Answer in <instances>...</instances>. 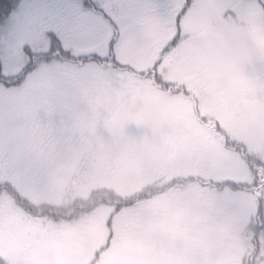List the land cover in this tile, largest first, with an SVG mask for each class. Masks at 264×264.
<instances>
[{
	"label": "flooded vegetation",
	"instance_id": "flooded-vegetation-1",
	"mask_svg": "<svg viewBox=\"0 0 264 264\" xmlns=\"http://www.w3.org/2000/svg\"><path fill=\"white\" fill-rule=\"evenodd\" d=\"M204 1L206 0H195L197 3ZM124 2L136 5L134 0ZM188 3H193V0H147L146 4L152 11V16L145 20L147 31L150 26L157 24V28H163L160 33H170L175 13ZM116 32L120 34V30ZM59 62L64 61H58L49 70ZM86 68L89 75L76 95L77 98L46 102L31 100L28 103L29 97L11 111L13 115L9 120L0 121L1 178L4 184L7 182L18 191L21 199H26L24 206L21 200H12L15 195L13 193L6 192L0 196V241L6 240L3 232H10V249L26 252L25 257L29 258V264H39L40 260L45 261V264H90V259H95L97 255L107 257L108 264H115V257L118 258V264H124L125 259H128L129 264L132 252L135 254L131 264H153V261L146 258L140 260L141 255L146 256L148 253L145 249V243H149L147 234L156 224L149 225L144 217H147L148 210L156 213L162 210V217L165 218L169 211H174L179 205L177 200L171 201L173 196L162 194L158 197L160 201H152L153 203L138 199L116 223L109 224L112 218L108 217L105 225L100 227L96 223L97 210L111 208L109 202L99 209L95 204L94 207L84 210L83 216H80L81 211L73 206L96 188L115 187L114 181L119 185H126L132 192H138L154 175L160 173V177L169 179L172 172L169 164L173 165L181 160L183 146L187 145L189 136L193 139L196 134L191 131L190 125L179 124L182 131L179 135L178 126L168 127L167 130L159 126L155 137L144 141L148 144L146 149H141L140 145L136 146V138L131 144H127L130 131H133L135 126L142 125V120L138 119V112L135 111L140 105V99L131 89L128 75L113 67L93 65ZM86 81L89 82V92L94 100H106L107 97L109 99L104 109V114H110L107 124L102 120L103 114L98 116L100 106H95L92 114L83 105V91L87 90L84 87ZM33 88L28 92L29 96ZM162 100L159 95L150 105L156 104V109H161ZM112 111L114 116L128 119L117 132L113 131V127H109L112 123ZM153 111L144 110L146 120L154 121ZM184 133L181 144L178 138ZM86 152H90L91 157L84 163ZM124 154L130 157L135 165L143 164L146 170L137 175H127L122 171L126 179L114 174ZM60 155L68 156L59 157L52 162L51 167L46 165L48 159ZM60 167L64 168V172L59 171ZM128 192L127 189L125 193ZM105 193L109 195L108 189ZM70 198L76 199L77 202L66 209L61 208L71 201ZM139 210L142 213L146 210V213L140 214ZM81 221L84 227L78 226ZM181 225V247L173 250L177 252L179 263L191 264L189 261L196 253L197 245L190 248L187 242L191 241L189 235L197 231L192 228L196 224L188 221ZM157 227L160 228L158 234L162 245L175 244L171 241L170 238L173 237L167 228L163 229L161 223H157ZM207 228L210 230L209 225ZM220 229L221 224L216 226L215 233ZM98 230H104L99 233V237ZM125 236L124 244L118 245L121 250L115 256V253L111 252L114 250L112 242L114 239L121 241ZM96 243L101 244L102 248H98ZM217 244L225 243L218 240ZM54 249L57 250L56 263L52 257ZM236 258L233 257L234 260ZM230 260L231 257L227 256L224 258V264H229Z\"/></svg>",
	"mask_w": 264,
	"mask_h": 264
},
{
	"label": "rangeland",
	"instance_id": "rangeland-1",
	"mask_svg": "<svg viewBox=\"0 0 264 264\" xmlns=\"http://www.w3.org/2000/svg\"><path fill=\"white\" fill-rule=\"evenodd\" d=\"M221 1L222 3L220 4ZM227 1L228 0H208L205 4L206 7L209 8L208 15H212L214 10L216 11L215 15H217L222 7L225 8V5H227L225 3ZM230 1H233L235 4L241 6L240 9L242 14L247 17L243 19L247 20V25L253 26L254 30L252 27H245L244 29L241 26H237L236 24L233 27V36H227V38L231 41L221 42L218 38L220 32H215V29H213V31L209 30L212 27L218 28L220 26V23L233 24L235 21L229 20L227 18L213 19L209 21L207 18H202L201 29L200 26L199 29L197 26V28L193 27L192 29H189L188 32H179V34H177L176 26L175 33H172L166 38L152 36L150 39L151 42L149 43L150 46L145 50L143 48H140L141 40L133 39L132 41L135 44H138V49L130 48V50L128 49L126 51H123L121 54H119L121 50H116L114 53L118 54V62L122 64H129L141 69L147 68L146 64L158 65L159 69L165 72L168 79L176 82L174 86L180 88H177V93L173 94V99L177 101H172V103L183 105L184 99L186 100L188 107L184 106V108L187 112V117L182 118V122L184 125L190 123L191 128L193 127L191 131L194 133L196 132V135H194L193 139L191 138V136H189L186 145L187 153L185 152L186 154H184L183 156H190L194 149V145L200 144V142L203 143V146L208 147L205 145L206 142L204 141V139H202L203 135L197 132L199 130L194 126L201 125L205 134L208 136V141L210 144L208 149L203 150L202 152L204 153L206 159L211 155V160L205 161V167L198 169L192 167L189 168V170H185L184 174L179 175L180 177L185 178V175H187V178L189 179L185 184V188H183L184 190L176 188L178 194L184 195L183 197L177 195V197H179V199L189 207L191 206L192 199L194 198V205L198 207L197 210H199V216H197V218L201 219V214L206 213L205 211L208 210H213L215 213L219 214L221 219V229L218 231V234H220V236L228 234V226L225 223H229L230 226L235 229L234 238L236 239L238 245L241 237L239 231L240 227L238 226V224L246 222V224H249L252 223V221L264 218V199L260 200L258 198L259 195L264 197V193H262L260 189H256L255 185V192H253L254 190H239L228 182H219L223 181L224 179H234L236 181L253 183L256 178V172H254L253 174L250 167V164H252V159L253 162H255L256 160L261 164H264V4L261 0ZM34 2H37V0H24L19 8L14 11L15 13L13 12L14 15L11 16L10 20L0 26V34L7 35L9 30L12 28L18 14ZM38 2L43 3L44 0H38ZM146 2V0H137V3L142 6ZM234 11L235 9L226 10L227 16L230 17V15ZM149 13L150 12L146 10L145 7H143L142 11H140V13L136 15L134 24L136 22H139V24L142 23L141 27H143V25L145 24L144 18H146ZM194 13V10H190V14L188 17L192 18L194 16ZM190 18L186 20L188 26L190 21H193L195 24L197 23L195 20H191ZM41 27L42 25L37 22V24L35 25V30H26L21 32L18 39L13 41L15 45L14 51L9 50L7 41L0 42V57L4 60L3 69L5 74L11 75L23 70L24 66L22 63L25 62L24 60L26 56L24 50L23 52L20 51L19 46L21 43H23V45L30 44L34 47V49L38 50V52H34L35 56H39L38 53H41V51L45 52V49L48 46L49 39L48 36L41 34ZM190 31L192 33H203L207 36H213V39L217 45L216 48H211L214 47V41L212 39L205 37L211 47L208 45V42L206 40L199 39L194 43V56L192 58V35ZM258 33L262 35H258ZM110 34L111 33H106L105 35H102L96 43L91 45V47H93L95 50L96 48L98 50H102V48L104 47H107V49H109L107 40L108 35ZM174 36L175 39H173ZM250 38L255 39V47L253 46V48L248 50L244 49L243 51L244 54L246 53L248 55V58H245L243 60H248V62L242 61L240 64L241 66L235 65L234 67L236 69L232 68L234 72L230 67H228V64L225 63L222 66L224 71L226 72L225 74H228L229 69H231L232 71L226 76L220 75V77L223 78V81L221 83H215V75L213 76L214 82L212 81L210 77L211 70L209 68L205 69L197 67V65H207L208 62L212 60L211 56L213 54V59L216 63L215 67L219 68V66L222 64V61L225 60V57L227 55V53H224L225 47H229L228 49H230L232 53H237V44H240V42H242V46H247V40ZM121 39L122 38L118 39L119 42L116 44L117 49H119ZM122 41L124 42L123 39ZM258 46H262V54L261 50L257 51L256 47ZM100 53L106 54V52L104 51H100ZM240 57L241 58L239 59L243 58L242 55H240ZM251 59L253 60L251 61ZM255 59H259L257 65H255L254 63ZM36 60L37 66L35 67V69H37L40 63L48 61L47 59L39 60L38 58H36ZM65 63L69 66L73 65H71L70 62ZM83 66L87 67L92 65L87 64ZM44 67L51 68L48 65H45ZM44 73H46V71H43L41 74L29 77L19 86H13L10 88H6L4 86L0 87V116L1 114H4L6 112L5 105H2L5 102L8 103L9 107L11 104L10 102L14 100V105L15 107H17L20 102L25 101L29 97L30 98L27 100L28 103L33 100L32 95L29 96L28 92L40 81ZM25 74H27V71ZM237 74L239 77H237ZM242 76H245L246 79L242 80ZM191 80L192 84L190 86H187L190 84ZM248 80L253 81H251L250 83H246ZM242 82L245 84H243ZM144 85L145 84L142 82H136L134 87L137 86L139 88H142ZM181 85L190 88L193 86L196 87L193 90L187 91V88ZM84 87H86L87 90L83 91V105L92 114V110L95 108V106H100L101 108L98 116H101L103 114L102 117L104 118H102V120L104 124H107L110 114H104V109H106V106L109 103L108 97L106 98V100H94L89 92L91 87L89 86L88 81L85 82ZM149 92H151V90L146 89L144 95L148 94ZM85 95H90V97H85ZM143 96L141 97L142 102ZM179 100H183V103ZM224 101L225 104H223ZM147 105L148 103H146V106ZM221 106H223V108ZM251 107L253 108L252 111L250 110ZM80 110L81 112L83 111L81 108ZM142 110L144 113V106L142 107ZM173 110L174 112H176L175 107H173ZM212 110H214V113L212 112ZM180 112H182V110H180ZM214 118L219 119L226 132L221 131L215 126V124H213L211 120ZM190 121H193L194 124H192ZM149 123H147L146 125H148ZM142 126L143 132L141 130H138L140 134L144 133L143 120ZM188 134L192 135L191 133ZM237 141L241 142L245 146V148L250 152V156L252 157V159L245 156L243 152L235 149L232 146L234 145V142ZM63 156L66 157L68 155L52 157L51 159H48L46 161V165L48 167H51L53 161ZM22 162L24 163V160H22ZM130 167L135 171L136 167L132 165H130ZM59 171L64 172V168L60 167ZM258 173L261 174L262 170H258ZM185 178L178 179V181L182 182L185 180ZM205 187L211 190H208ZM238 191L242 192L238 194ZM242 195L252 200L250 204L246 203V200L242 198ZM218 196L222 198L220 199L218 198ZM72 199L73 198H70V200ZM153 201L159 202L160 200L156 199ZM225 201H228L230 204ZM233 205L238 206L241 210V213H247L254 210L255 211L252 215L243 213L239 220L235 219L233 217V214H231V216L228 215L224 218V212L220 209L222 208L224 210L226 208H230ZM218 207L221 208L219 209ZM176 210L177 208H174V213ZM96 214H98V212ZM78 226L84 227L83 222H79ZM6 243H9L7 239ZM16 253H18L15 255L16 261H22L19 264H29V258L26 259L25 257L26 252H24L23 250H17Z\"/></svg>",
	"mask_w": 264,
	"mask_h": 264
},
{
	"label": "trees",
	"instance_id": "trees-1",
	"mask_svg": "<svg viewBox=\"0 0 264 264\" xmlns=\"http://www.w3.org/2000/svg\"><path fill=\"white\" fill-rule=\"evenodd\" d=\"M24 0H0V26L2 24L7 23L11 16L14 15V11H16L19 6L21 5V3ZM262 3L264 4V0H261ZM14 12V13H13ZM181 13V19L184 17L185 15V10L183 11H179ZM204 18V16L202 17ZM8 19V20H7ZM181 25V30L180 33L182 31L183 28V24L180 22ZM176 26V23H175ZM157 24L156 25H152L149 27V30L147 31V29H144V32L142 35L139 34H135V37L137 40H141L140 41V48H143L144 50L149 48L150 46V39L152 36H159L163 33H160L162 31L163 28H157ZM116 37H113V39ZM48 39H51V46L52 48H58L59 47V41L56 40L55 38H50L48 37ZM226 44V43H223ZM217 46V45H216ZM215 46V48H216ZM214 48V49H215ZM229 47H225V52L227 53L225 60L222 61L221 65H224L225 63L228 64V67H230L231 69H236L234 66H241V62L242 60L239 59L241 58L240 55L241 53L238 51L237 53H232L230 51V49H228ZM257 51L261 50V47L258 46L256 47ZM34 47L30 44H25L24 45V52L26 55L32 57L31 62L29 63L28 61L25 62V65L27 64V67H25V65H23V70L22 71H18L17 73L11 74V75H7L4 73V69H3V65H4V60L3 58L1 59L0 57V87L4 86L6 88L11 87L12 85L21 83L24 80L25 77V73L28 70L29 67H31L32 65H34L35 59L33 57H35L34 52H33ZM80 51V49H77ZM96 51L100 53V51H104L106 52V54H99V55H90V56H59L56 57L53 54L49 53V54H45L44 58H46L47 61V65L51 66L54 64V61H51L53 59L56 58H60L63 60H69L71 63V65L73 64L74 66L78 65V66H83V65H87L89 63H97V64H105L106 66H114L113 62L118 64V67L123 70L124 72L128 73L131 77H138V78H146L148 80H150L151 82H153L156 85L161 86L162 88H166L167 90H169L170 92H177V88L174 85L176 84L173 81H168L166 80V74L162 71H160L158 69V67H147L145 69H141V68H137L134 67L132 65L129 64H122L118 62V54H108L107 51V47L102 48V50H98L96 48ZM44 52V51H43ZM45 53V52H44ZM41 55V54H40ZM41 57V56H40ZM43 58V56L41 57ZM212 58H213V54H212ZM81 61H83V65H81ZM216 63L214 62L212 64L213 69H216L215 67ZM233 66V67H232ZM50 69L49 67H45V69ZM231 69L228 70L231 71ZM232 69V70H233ZM224 73H226L224 71ZM237 77L238 74H237ZM248 78V77H247ZM246 79L245 76H242V80ZM223 78L220 77L219 73H216V79H215V83H219L222 82ZM253 80H248L246 83H250ZM243 83V82H242ZM245 84V83H243ZM180 89V88H178ZM244 94V93H243ZM253 97V96H252ZM10 106L8 107V103L5 102L2 105H5L6 107V112L4 114H1L0 116V121H5V120H9L10 116L13 115V112L15 110V105H14V100H12L10 102ZM19 106V105H18ZM17 106V107H18ZM152 109H156V106L152 107ZM251 111L253 110V108L251 107L250 109ZM143 120V125H144V133L148 135V137L151 139L152 137H155V134L158 131L159 126L155 125L152 121L146 120V118H142ZM213 122V124H215V126L220 129L221 131H225L226 130L223 128V125L221 124V122L219 121V119L214 118L211 120ZM150 122V123H149ZM1 123V122H0ZM147 123H149L148 125H146ZM222 135V134H221ZM225 138V137H224ZM145 138L142 135H136V146L140 145L141 149H146L148 147V144H146L145 142ZM235 149L243 152V154L249 158L252 159V157L250 156V152L245 148V146L241 143V142H234V145H232ZM179 155V153H178ZM91 157L90 152H86L85 154V158H84V163ZM252 164H250V167L253 171L256 172V178L255 181L252 182H242V181H236L234 179H224L223 181L219 182V183H231L235 188H238L239 190H243V191H250V190H254L253 192H255L254 189V185L256 186V189H260L262 193H264V164H261L260 162L256 161L253 162L252 159ZM184 168V166L179 162L178 166L175 167V169H181ZM262 170V173L259 174L258 170ZM146 170L144 168V166H140L136 169V171L133 174L137 175V172H139L140 174H142V172ZM139 174V175H140ZM131 175V174H130ZM1 176V173H0ZM156 175L152 176L155 177ZM150 178L149 179V183L146 185H143L138 192L135 193H130L128 195L125 196V198H123L122 200H118L112 198L111 200H113L112 203V209H117L116 213H112L109 217L114 218V219H118V215L121 214V212L125 209H127L125 212H127L129 210V208L133 207L132 204L137 201L138 199H143L142 201H152L153 199L157 198L158 196L165 194V195H170L173 196L171 198V201L175 198L174 196H184L182 194H178L176 188L180 189V190H184L183 188H185V184L187 183L189 178H185L184 181L179 182L178 179L181 178H177V179H171V180H164L162 177H156L159 179H163L164 181L161 180H154V178ZM208 190H211L207 187H205ZM237 190V189H236ZM6 192L9 193H13L15 194L14 197L12 198V200L14 201H19L21 200V202L23 203V205L25 206L26 204V199L24 198H20V196L18 195V191L12 187L9 183H5L3 182V179L0 177V196ZM103 191H93L89 194L88 200H79V202H77L76 199H72L67 205H64V208L66 209V207L72 206L74 203H76L73 207L80 212V216L84 215V210L90 209L92 207H94V205L96 204V207L98 208L101 205H104L106 203V198L104 195L102 194ZM169 192H171V194H169ZM240 192L242 191H238L237 193L240 194ZM250 193V192H248ZM199 195V194H198ZM2 198V197H1ZM218 198H222L219 197ZM242 198L246 200L247 204H250V202L252 201L251 199H249L248 197L242 195ZM258 198L260 200H263L264 197L262 196H258ZM194 199V198H193ZM192 199V203L191 206H186L185 204H183V208L182 209H177L176 213H173L174 211H171L170 213H168L165 218H162V216L164 215V211L162 210H158V213H156L155 211H151L148 210L147 213V217H144V219L147 220V223L149 225H154L155 226L150 229V231L148 232L147 236L149 237V248H148V254L147 256H143L141 255V259L143 260L146 258V260H151L153 261V264H181L178 261H180V259L177 256V252L174 251L175 249H178L181 247V242L179 240V238L181 237V228L183 227L181 224L184 222H192L194 224H196V226L192 227L193 229H196L197 231H195L193 234H190V240L189 242H187V244L189 245L190 248H194V245H197V250L196 253L193 254V257L190 259L189 263L191 264H209L210 262H215V264H224V258H226L227 256L231 257V260L229 262V264H233L234 261H236L234 264H239L238 262L243 261V264H264V218L260 219V221H262L263 223H259V220L256 221H252V223L246 224L247 228L245 230L242 231V234H240V241L237 245L236 239L234 238V231L235 229L232 228L230 226L229 223H225L228 227V231L230 233L228 234H224L222 236H220V234L215 233L214 229L216 228V226L220 225V216L219 214L215 213L213 210H208L205 211L206 213L201 214V219L197 218V216H199L198 214V207H196L194 205ZM244 201V200H243ZM220 202V200H219ZM228 202V201H225ZM228 204H230L228 202ZM210 205V204H208ZM41 206V205H39ZM219 208V207H218ZM221 208V207H220ZM219 208V209H220ZM197 210V211H195ZM224 212V218L228 215L231 216V214H233V217L237 220H239V217L236 213L240 211L238 206H231L230 208H226V209H220ZM140 214L146 213V210L142 211L139 210L138 211ZM178 214V216H177ZM190 214V215H189ZM253 214V213H252ZM250 214V215H252ZM132 221L135 222L134 218H132ZM157 221V222H156ZM112 224L115 223L114 220L111 221ZM132 222V223H133ZM157 223H161L163 229L167 228L168 233H170L171 231H174L172 233H170L172 235L173 238H170L171 241L175 242V244H171L169 246H167L166 244L162 245L161 242V238L160 235L158 234L160 228L157 227ZM240 224V223H239ZM238 224V226H239ZM207 225H209L210 230L207 228ZM176 232V234H175ZM10 232L7 231V233L5 234L4 237L9 238L11 235L9 234ZM125 237H123L121 239V241H119L118 239H115L112 242V248L114 250H111L112 253H115L114 255L116 256V254L121 250L119 249L118 245H123L124 241L123 239H125ZM226 239L229 240V243L226 241ZM218 240L223 241L225 244L220 245L217 244ZM1 245V244H0ZM9 248V245L7 246ZM230 247H233V249H230ZM163 249L165 251H163ZM174 249V250H173ZM57 253V250L54 249L52 250V257L55 261V263L57 262V258L55 257ZM103 254V253H101ZM135 252H132L130 259H129V264H131L132 260L134 259V255ZM110 256V255H109ZM108 256V257H109ZM216 256H219L220 258L218 259ZM111 257V256H110ZM233 257H237L236 260L233 259ZM95 259H87L89 261L90 264H108L106 263V258L107 257H101V256H95ZM129 258V257H128ZM127 260H124V264H127ZM83 259H80V262H82ZM46 262L43 260L39 261V264H45ZM114 263V262H113ZM112 263V264H113ZM0 264H16L15 259L0 251ZM85 264H88L87 262H85ZM115 264H118V258L115 257Z\"/></svg>",
	"mask_w": 264,
	"mask_h": 264
},
{
	"label": "snow or ice",
	"instance_id": "snow-or-ice-1",
	"mask_svg": "<svg viewBox=\"0 0 264 264\" xmlns=\"http://www.w3.org/2000/svg\"><path fill=\"white\" fill-rule=\"evenodd\" d=\"M141 7L143 6L125 3L124 0H44L43 3L37 0L18 14L7 35L0 34V42L7 41L9 50L14 51L13 41L18 39L21 32L35 30V25L39 22L42 25V35L59 41V47L54 49L49 39L45 54L51 53L56 57L99 55L91 45L106 33H111L107 40L110 50H114L119 42L113 39L117 30H120V35L126 42L135 38L133 25L136 11ZM180 20L181 13L177 12V34L181 30ZM19 47L23 52V43ZM28 59L30 63L31 55ZM88 75L85 66H69L59 62L42 75L32 90V98L34 101L45 102L74 99Z\"/></svg>",
	"mask_w": 264,
	"mask_h": 264
}]
</instances>
